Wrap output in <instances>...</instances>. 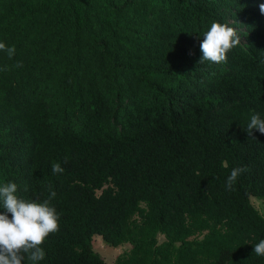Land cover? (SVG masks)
Wrapping results in <instances>:
<instances>
[{
  "label": "trees",
  "instance_id": "16d2710c",
  "mask_svg": "<svg viewBox=\"0 0 264 264\" xmlns=\"http://www.w3.org/2000/svg\"><path fill=\"white\" fill-rule=\"evenodd\" d=\"M262 3L0 0V42L15 47L0 50V186L56 193L59 229L35 264H264L250 200L264 199V134L246 131L264 119ZM213 22L240 42L199 63ZM95 234L130 248L106 262Z\"/></svg>",
  "mask_w": 264,
  "mask_h": 264
},
{
  "label": "clouds",
  "instance_id": "9594fccd",
  "mask_svg": "<svg viewBox=\"0 0 264 264\" xmlns=\"http://www.w3.org/2000/svg\"><path fill=\"white\" fill-rule=\"evenodd\" d=\"M261 14H264V3L259 5ZM239 36L236 31L227 24L213 22L210 29L204 33L200 43L202 56L199 63L205 61L220 63L226 62L227 52L239 43ZM0 50H5L11 59L15 54V47H7L0 42ZM264 63V61H261ZM17 67L21 66L18 62ZM7 68L0 69L6 71ZM258 130L264 134V119L258 113L250 116L247 125L248 137L253 136V130ZM53 174L62 173L64 169L59 163L51 167ZM247 171L245 167L233 168L227 177L225 187L232 190L238 177ZM48 200L43 202L25 201L19 199L15 193L17 185L8 183L0 186V201H2L4 212L0 213V264H22L24 255L28 254V259L38 262L44 259L45 252L41 245L50 233H55L59 229L58 214L49 201L55 197V191H51ZM11 214L9 218L8 214ZM253 252L257 256H264V240L254 245Z\"/></svg>",
  "mask_w": 264,
  "mask_h": 264
},
{
  "label": "rangeland",
  "instance_id": "374dc122",
  "mask_svg": "<svg viewBox=\"0 0 264 264\" xmlns=\"http://www.w3.org/2000/svg\"><path fill=\"white\" fill-rule=\"evenodd\" d=\"M250 200L259 213L264 216V199L251 196ZM158 238L160 241L164 240V236L161 234L158 235ZM92 247L93 250L99 253L106 262H112L118 254L128 250L130 244L123 243L118 246H112L105 242L100 235L95 234L92 237Z\"/></svg>",
  "mask_w": 264,
  "mask_h": 264
}]
</instances>
